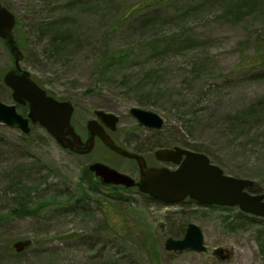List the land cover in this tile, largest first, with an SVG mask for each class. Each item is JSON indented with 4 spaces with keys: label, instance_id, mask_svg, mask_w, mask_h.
Instances as JSON below:
<instances>
[{
    "label": "rangeland",
    "instance_id": "obj_1",
    "mask_svg": "<svg viewBox=\"0 0 264 264\" xmlns=\"http://www.w3.org/2000/svg\"><path fill=\"white\" fill-rule=\"evenodd\" d=\"M1 0L17 18L21 68L51 97L70 102L87 140L95 111L119 117L113 140L149 167L176 147L206 155L224 175L254 182L264 196V0ZM131 57L111 72L105 61ZM15 59L0 38V101L18 105L4 76ZM164 119L141 127L130 110ZM102 163L137 182V163L100 141L88 155L63 149L40 125L24 135L0 123V264H264V218L194 200L166 206L138 189L105 187ZM207 251L167 252L188 225ZM28 243L16 252L18 243ZM216 249L230 251L222 256Z\"/></svg>",
    "mask_w": 264,
    "mask_h": 264
},
{
    "label": "water",
    "instance_id": "obj_2",
    "mask_svg": "<svg viewBox=\"0 0 264 264\" xmlns=\"http://www.w3.org/2000/svg\"><path fill=\"white\" fill-rule=\"evenodd\" d=\"M16 21V16L4 7L0 0V38L7 42L15 59V69L9 71L3 81L13 91L12 96L16 103L23 106L28 104L29 115L24 118L15 106H7L0 101V123L18 128L26 135L31 132V124H39L64 149L78 154L92 152L96 138H99L114 153L137 161L140 169L138 183L104 164L92 165L91 172L104 184L122 185L127 188L138 186L140 192L166 205L179 204L189 198L208 206L239 207L244 213L264 218V196H252L246 192L255 185L254 182L225 176L223 170L212 165L204 154L181 148L163 149L156 152V158L165 163H172L178 168L175 171L167 168H148L143 157L117 146L95 120L88 123L91 136L85 143V152H77L74 147L82 144V140L71 125L75 109L69 102H60L48 96L47 92L31 79L30 73L21 68L23 54L13 35ZM130 114L138 120L140 126L152 130H162L164 127L162 117L153 112L132 108ZM96 115L106 127L112 131L116 130L119 119L115 115L102 111H97ZM68 136H71V139H68ZM204 244L205 238L200 227L190 224L182 240L170 238L166 241V250L204 253ZM28 246V243H21L16 244L15 248L17 252H22ZM216 253L223 254L225 250H217ZM228 258L229 255L223 257V260Z\"/></svg>",
    "mask_w": 264,
    "mask_h": 264
},
{
    "label": "trees",
    "instance_id": "obj_3",
    "mask_svg": "<svg viewBox=\"0 0 264 264\" xmlns=\"http://www.w3.org/2000/svg\"><path fill=\"white\" fill-rule=\"evenodd\" d=\"M164 3L165 0H146L144 2L136 4L134 8L130 11H133L134 13L140 11H149L151 9H155L157 7L162 6ZM17 27H18V22L15 30L17 29ZM130 57H131L130 52H125V51H121L119 53L113 54L105 61L104 63L105 68L108 72H111L113 69H115L116 67L127 61Z\"/></svg>",
    "mask_w": 264,
    "mask_h": 264
},
{
    "label": "flooded vegetation",
    "instance_id": "obj_4",
    "mask_svg": "<svg viewBox=\"0 0 264 264\" xmlns=\"http://www.w3.org/2000/svg\"><path fill=\"white\" fill-rule=\"evenodd\" d=\"M72 125H73V124H72ZM100 125L103 126V127L105 128L106 132H107V133L111 136V138L113 139V137H112V135H111V133H112L111 130H110L109 128H107L106 125H105L104 123H102V122H100ZM74 128H75V127H74ZM75 131H76V128H75ZM87 132H88V133H87V134H88V138H87V140H88V139L90 138V136H91V135H90V132L88 131V127H87ZM76 133H77V131H76ZM77 134H78V133H77ZM80 137H81V136H80ZM67 138H68V139H71V136H68ZM81 140H82V144H79L78 146H75V147H74V148L76 149V151H77V152H80V153H81V152H85V143H86V141H87V140H84V138H82V137H81ZM97 141H99L98 138L96 139L95 143H96ZM74 154H78V153L75 152ZM78 155H88V154H78ZM169 165H171V164H169Z\"/></svg>",
    "mask_w": 264,
    "mask_h": 264
}]
</instances>
